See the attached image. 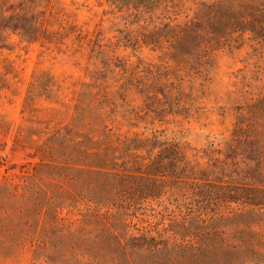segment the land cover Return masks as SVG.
Returning <instances> with one entry per match:
<instances>
[{
	"label": "rangeland",
	"instance_id": "1",
	"mask_svg": "<svg viewBox=\"0 0 264 264\" xmlns=\"http://www.w3.org/2000/svg\"><path fill=\"white\" fill-rule=\"evenodd\" d=\"M19 2L12 0L14 5ZM51 7L60 20L54 30L73 26L76 31L64 39L62 51L46 50L42 41H24L20 30L12 28L5 30L0 42V187L6 180L18 181L34 173L41 163L65 152L67 141H80L91 133L97 137L94 129L102 132L106 124L118 134L183 150L181 172H175L183 184L174 185L173 178H167V193L128 206L125 213L131 233L172 236L171 225L181 219L175 196L185 195L188 207L203 210L211 218L238 211L239 204L227 197L235 187L256 184L253 175L244 172L254 163L244 152H227L226 146L237 107L252 96H262L264 54L252 57L250 43L243 44L236 34L225 45L214 47L200 72L192 64L176 65L167 55L172 52L170 43H145L144 35L193 18L197 7L191 0L180 14L161 7L139 14L108 0H52ZM196 57L189 55L191 61ZM257 66L259 80L246 89L242 76L252 77ZM96 82L107 88L110 102L94 101L95 90L86 87ZM36 83L39 87L34 89ZM31 92L35 96L28 107ZM82 101L93 107L90 122L76 120ZM96 117H103V124ZM68 129L73 131L66 140ZM160 151L157 148L153 156ZM167 158L172 173L175 163L170 153ZM83 212L66 209L58 215L77 222ZM16 233L11 227L0 233V264H48L35 259L30 242L15 241Z\"/></svg>",
	"mask_w": 264,
	"mask_h": 264
},
{
	"label": "trees",
	"instance_id": "2",
	"mask_svg": "<svg viewBox=\"0 0 264 264\" xmlns=\"http://www.w3.org/2000/svg\"><path fill=\"white\" fill-rule=\"evenodd\" d=\"M192 1L197 7L193 18L144 35L145 43H170L172 52L167 55L176 65L192 64L200 72L214 47L225 45L236 34L243 44L250 43L252 57L264 54V0ZM108 2L139 14L158 7L180 14L189 0ZM51 3L20 0L14 5L12 0H0V42L5 30L12 28L20 30L24 41H42L46 50L62 51L64 39L76 31L73 26L52 28L60 20L59 13H52ZM189 55L197 57L191 61ZM256 68L252 77L242 76L246 89L251 90L252 81L259 80L261 72ZM37 87L34 84V89ZM86 88L95 90L94 101L110 102L103 84L96 82ZM261 91L262 96H252L237 107L236 123L226 146L227 152H244L254 163L244 172L252 174L256 184L235 187L227 197L239 204L238 211L211 218L203 210L188 207L185 195L175 196V210L181 219L171 225L172 236L131 233L125 213L128 206L167 193V178H173L174 185L183 184L181 176L175 177V172H181L183 150L178 145L118 134L103 124V117H96L103 124L102 132L94 129L101 138L91 133L80 141H67L65 152L41 163L34 173L3 182L0 233L7 227L15 228V241L30 242L35 259L48 264H264V88ZM34 96L31 92L28 107ZM92 108L82 101L76 120L90 122ZM72 131L68 129L66 140ZM157 148L161 151L154 157ZM142 151L147 155H141ZM169 153L176 168L172 173L173 165L166 163ZM192 195L199 196L195 192ZM66 209H83L82 220L60 218L59 212ZM215 257L218 259L213 260Z\"/></svg>",
	"mask_w": 264,
	"mask_h": 264
}]
</instances>
